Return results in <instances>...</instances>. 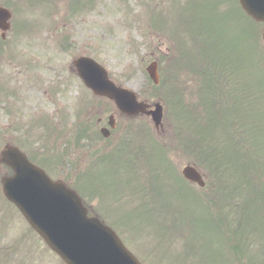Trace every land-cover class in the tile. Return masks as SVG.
Segmentation results:
<instances>
[{"label":"rangeland","instance_id":"obj_1","mask_svg":"<svg viewBox=\"0 0 264 264\" xmlns=\"http://www.w3.org/2000/svg\"><path fill=\"white\" fill-rule=\"evenodd\" d=\"M9 1L15 4L12 26L27 23L29 33L21 38L12 27L4 50L16 59L0 58V150L6 144L24 150H62L64 171L50 169L51 175L64 181L71 175L68 182L89 209L111 224L143 264H264V195L259 191L261 198L253 195L250 201L245 190L248 184L253 188L252 184L264 182L263 25H254L239 9L236 12V5L229 0H126L133 5L119 1L117 8L114 3L107 6L114 16L99 10L81 14L75 11L82 6H77L79 0ZM154 3H160L156 12L151 8ZM172 8L176 9L166 25L159 17ZM149 12L153 19L159 18L155 26L148 22ZM216 13H225L222 19L228 17V26L225 21L220 23L221 38L236 42L257 77V94L252 98V117L248 115L245 121L238 118L241 126L217 128L209 137L194 116L205 108L215 112L202 99L198 76L189 71L190 75H182V82L179 75L174 81V76L162 74V83L160 79L154 87L145 69L158 49L163 54L167 46L176 47L172 37L189 44L199 38L211 43ZM120 19L133 23L135 29L123 27ZM79 54L96 58L114 80L131 88L140 99L163 104L166 119L158 138L168 158L156 151L151 166L144 157L149 151L147 135L153 130L145 120H121L112 137L94 143L95 132L115 110L109 103L91 102V94L70 69ZM185 66L197 73L198 66L188 61ZM168 85L174 86L171 94ZM7 107L12 117L6 114ZM187 108L191 111L188 116ZM102 115L104 123L96 124ZM17 117L21 119L14 121ZM36 120L37 126L27 129ZM192 121L194 132L184 139V126L188 128ZM164 130L182 136L174 140ZM139 137L144 147L134 142ZM216 139L221 145L218 155L212 152L211 143L217 146ZM241 146H246L247 158L237 151ZM201 157L205 168L222 161L204 188L189 185L180 177L184 165ZM92 165L106 168L107 173L97 174L87 186L83 172ZM131 165L136 167L133 175L127 170ZM69 166L70 173L63 176ZM9 208L8 225L11 223L12 240L16 241L5 244L7 238L0 237V248L9 245L12 250L15 243L22 245H16L22 251H15L9 264H52L53 256L42 250L43 244L28 230L15 207L7 204ZM7 252L2 254L8 256Z\"/></svg>","mask_w":264,"mask_h":264},{"label":"water","instance_id":"obj_2","mask_svg":"<svg viewBox=\"0 0 264 264\" xmlns=\"http://www.w3.org/2000/svg\"><path fill=\"white\" fill-rule=\"evenodd\" d=\"M256 20L264 21V0H239ZM264 40V33H263ZM80 71L85 84L95 93L114 99L117 106L130 114L144 111L132 93L116 88L94 61L83 59ZM79 65V64H78ZM156 123L161 109L151 112ZM0 161L14 170L2 179L5 196L15 203L31 226L67 264H140L122 245L112 230L97 219L89 218L78 196L60 182H52L44 172L30 164L17 149L6 147ZM185 177L199 181L196 170L187 166ZM200 182V181H199Z\"/></svg>","mask_w":264,"mask_h":264},{"label":"flooded vegetation","instance_id":"obj_3","mask_svg":"<svg viewBox=\"0 0 264 264\" xmlns=\"http://www.w3.org/2000/svg\"><path fill=\"white\" fill-rule=\"evenodd\" d=\"M11 30H12V23H11V26H10V29H9V31H8V33H6V36H5V38L3 39L2 38V36H1V31H0V40L2 41V42H5L9 37V33L11 32ZM11 54V52H6L5 50L4 51H0V56H2V58L4 57V58H9V56L8 55H10ZM168 69H171V67H167ZM102 121H103V118L101 117V118H98L97 119V123L96 124H99V123H102ZM116 126H117V124L115 123V128H116ZM114 128V129H115Z\"/></svg>","mask_w":264,"mask_h":264}]
</instances>
